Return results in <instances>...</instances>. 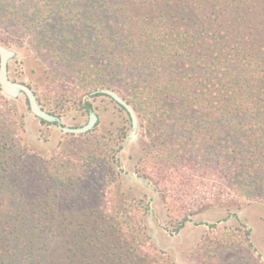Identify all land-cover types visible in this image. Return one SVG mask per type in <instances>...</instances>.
<instances>
[{
    "label": "trees",
    "instance_id": "1",
    "mask_svg": "<svg viewBox=\"0 0 264 264\" xmlns=\"http://www.w3.org/2000/svg\"><path fill=\"white\" fill-rule=\"evenodd\" d=\"M90 1L0 0V28L37 31L34 44L69 61L85 93L128 72L143 128L136 171L161 189L170 232L213 204L194 196L199 185L218 203L264 198V0ZM59 84L62 112L74 94ZM129 126L64 134L45 155L0 110V264H175L151 249L149 202L121 185ZM255 252L247 228L208 231L197 250L200 264H264Z\"/></svg>",
    "mask_w": 264,
    "mask_h": 264
},
{
    "label": "rangeland",
    "instance_id": "2",
    "mask_svg": "<svg viewBox=\"0 0 264 264\" xmlns=\"http://www.w3.org/2000/svg\"><path fill=\"white\" fill-rule=\"evenodd\" d=\"M93 4H96V0H91L87 5L92 7ZM74 19L78 21V18L75 17ZM54 21L50 24L51 28L54 26ZM35 32L38 34L37 31ZM36 34L23 32L19 27H16L14 31L0 28V38L6 40V44L0 43L17 52L16 56L9 62L10 76L15 80L29 84L46 109L55 110L58 108L55 113L61 115L64 125L79 126L86 123L89 115L82 105L85 101H89L99 116L97 129L116 132L121 125L128 127L126 112L104 94L85 93L84 90L78 88V84L76 85L69 80L74 66L72 64L67 66L69 61L65 58H59L58 55L48 51V49L45 51L42 48L39 49L32 41ZM93 58L97 64L108 65L110 63L107 49H96ZM115 70L111 82L116 89H109L117 91L125 98L128 94V72L123 67H118ZM53 78L56 79L55 82L52 80ZM57 84L71 89L74 94L72 96L67 93L70 102L66 103L67 109L62 110V112ZM0 110L8 114L16 126L21 125L23 127L24 132L21 134L24 142L34 151L51 155L59 142L68 138L57 125L44 124L35 117L30 112L24 95L11 98L6 96L0 88ZM139 122L138 137L136 139L128 138L131 133L129 126L128 134L122 141V148L118 156L122 170V187L149 202L150 209L146 216V228L151 238V249L168 254L175 264H200L197 250L202 237L208 231L216 235L226 229L247 228L250 230L251 242L256 248L255 255H259L264 260V198L243 200L236 198L235 195L225 194L223 196L224 201L218 203L213 200L209 185H199L195 188L194 196H210L209 201L213 204L209 208L192 215L191 220L179 232H170L168 206L162 196L161 189L153 180L144 178L136 171L138 159L143 155L140 139L143 128L140 119ZM149 175L153 176L150 172ZM201 180L208 181L206 179ZM223 188L228 191L225 185ZM212 223H216L217 227L209 228V224Z\"/></svg>",
    "mask_w": 264,
    "mask_h": 264
},
{
    "label": "water",
    "instance_id": "3",
    "mask_svg": "<svg viewBox=\"0 0 264 264\" xmlns=\"http://www.w3.org/2000/svg\"><path fill=\"white\" fill-rule=\"evenodd\" d=\"M17 54L16 50L9 48L0 43V86L2 92L11 98H17L20 95H25L31 112L41 119L49 122H56L61 130L66 133L81 134L93 129L98 121V115L94 110L89 113V120L86 124L78 127L65 126L62 124L63 120L58 115L48 112L40 105L34 91L25 83L13 80L9 74V62ZM103 93L113 98L119 105H121L128 112L131 118V133L129 139H136L140 130V122L137 112L132 104H130L124 97L113 89L103 88L92 93Z\"/></svg>",
    "mask_w": 264,
    "mask_h": 264
},
{
    "label": "flooded vegetation",
    "instance_id": "4",
    "mask_svg": "<svg viewBox=\"0 0 264 264\" xmlns=\"http://www.w3.org/2000/svg\"><path fill=\"white\" fill-rule=\"evenodd\" d=\"M2 44V43H1ZM11 77V76H10ZM12 78V77H11ZM13 79V78H12ZM13 80H15V79H13ZM18 81V80H17ZM20 82H23V81H20ZM23 83H25V84H27L26 82H23ZM33 91H34V93H35V95L37 96V94H36V92H35V90L29 85V84H27ZM0 88H1V86H0ZM100 89H103V88H100ZM109 89V88H108ZM97 90H99V89H97ZM93 91H96V90H93ZM93 91H91L90 92V94H96V93H92ZM98 94H103V93H100V92H97ZM104 95H106V94H104ZM25 96V95H24ZM107 97H109L110 99H113V98H111L110 96H108V95H106ZM19 97V96H18ZM123 97V96H122ZM25 98H26V96H25ZM37 99H38V101H39V103H40V105L42 106V108H44L45 110H47L48 112H50V113H53V114H55V115H58L59 117H61V115L60 114H57V113H54V112H51L50 110H48V109H46L42 104H41V102H40V100H39V98H38V96H37ZM126 99V98H125ZM26 100H27V98H26ZM114 100V99H113ZM127 100V99H126ZM128 101V100H127ZM114 102L115 103H117L115 100H114ZM129 102V101H128ZM27 103H28V105H29V102H28V100H27ZM130 103V102H129ZM118 104V103H117ZM131 104V103H130ZM121 106V105H120ZM29 109H30V107H29ZM125 109V108H124ZM91 110H94L95 112H96V110H95V108H94V106H93V108L91 109ZM91 110H89V112H87L88 113V115H89V113H90V111ZM30 112H31V110H30ZM32 113V112H31ZM97 113V112H96ZM128 113V112H127ZM33 114V113H32ZM34 115V114H33ZM97 115H98V113H97ZM35 117H37V118H39L38 116H36V115H34ZM62 118V117H61ZM40 119V121L41 120H44V119H41V118H39ZM131 119V118H130ZM88 120H89V118H88ZM98 120H99V116H98ZM46 121V120H45ZM42 122V121H41ZM47 122H49V121H47ZM88 122V121H87ZM86 122V123H87ZM43 123V122H42ZM86 123H84V124H86ZM44 124H47V123H44ZM51 124H54V125H57L58 126V124L56 123V122H50V124L49 125H51ZM62 124H63V122H62ZM84 124H82V125H84ZM64 125V124H63ZM82 125H79V126H82ZM98 125V121H97V123H96V125H95V127ZM65 126H67V125H65ZM59 127V126H58ZM71 127H78V126H71ZM94 127V128H95ZM93 128V129H94ZM60 129V128H59ZM93 129H91V130H93ZM61 130V129H60ZM91 130H89V131H91ZM64 134H75V133H66V132H64L63 130H61ZM88 131V132H89ZM85 133H87V132H85ZM81 134H84V133H81ZM76 135H79V134H76Z\"/></svg>",
    "mask_w": 264,
    "mask_h": 264
}]
</instances>
